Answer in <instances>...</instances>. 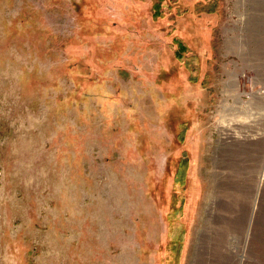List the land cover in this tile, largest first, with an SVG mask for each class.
Instances as JSON below:
<instances>
[{
    "label": "rangeland",
    "instance_id": "1",
    "mask_svg": "<svg viewBox=\"0 0 264 264\" xmlns=\"http://www.w3.org/2000/svg\"><path fill=\"white\" fill-rule=\"evenodd\" d=\"M0 264H264V0H0Z\"/></svg>",
    "mask_w": 264,
    "mask_h": 264
}]
</instances>
